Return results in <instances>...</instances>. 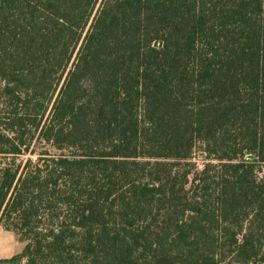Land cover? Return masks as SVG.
<instances>
[{"label":"trees","instance_id":"16d2710c","mask_svg":"<svg viewBox=\"0 0 264 264\" xmlns=\"http://www.w3.org/2000/svg\"><path fill=\"white\" fill-rule=\"evenodd\" d=\"M263 167L264 0H0V264H264Z\"/></svg>","mask_w":264,"mask_h":264},{"label":"rangeland","instance_id":"374dc122","mask_svg":"<svg viewBox=\"0 0 264 264\" xmlns=\"http://www.w3.org/2000/svg\"><path fill=\"white\" fill-rule=\"evenodd\" d=\"M193 162L196 166L201 167L203 154L199 150L195 151ZM262 174H264V167ZM24 245V241H20L13 231L7 229L3 223H0V258H7L19 253Z\"/></svg>","mask_w":264,"mask_h":264}]
</instances>
